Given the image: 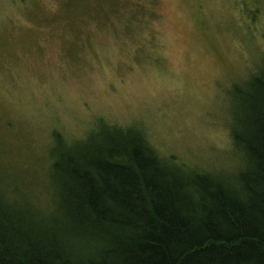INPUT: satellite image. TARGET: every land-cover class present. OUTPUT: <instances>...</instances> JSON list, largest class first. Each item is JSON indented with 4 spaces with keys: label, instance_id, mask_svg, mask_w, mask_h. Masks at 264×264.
<instances>
[{
    "label": "rangeland",
    "instance_id": "1",
    "mask_svg": "<svg viewBox=\"0 0 264 264\" xmlns=\"http://www.w3.org/2000/svg\"><path fill=\"white\" fill-rule=\"evenodd\" d=\"M263 64L264 0H0V171L47 207L56 135L104 122L235 179L234 88Z\"/></svg>",
    "mask_w": 264,
    "mask_h": 264
},
{
    "label": "trees",
    "instance_id": "2",
    "mask_svg": "<svg viewBox=\"0 0 264 264\" xmlns=\"http://www.w3.org/2000/svg\"><path fill=\"white\" fill-rule=\"evenodd\" d=\"M233 98L235 179L104 122L56 135L47 207L0 171V264H264V64Z\"/></svg>",
    "mask_w": 264,
    "mask_h": 264
}]
</instances>
